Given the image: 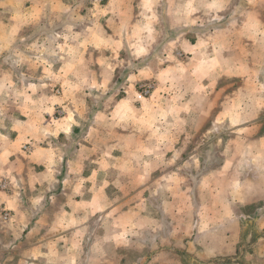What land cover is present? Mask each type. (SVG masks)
I'll use <instances>...</instances> for the list:
<instances>
[{"label":"rangeland","instance_id":"obj_1","mask_svg":"<svg viewBox=\"0 0 264 264\" xmlns=\"http://www.w3.org/2000/svg\"><path fill=\"white\" fill-rule=\"evenodd\" d=\"M40 1L47 10L38 22L30 13L33 21L20 26L23 14L14 11L11 32L0 27V264H187L192 221L210 220L218 196L247 194L230 191L215 168L251 129L243 124L248 103L264 93L252 85L264 76L246 67L263 69L264 51L256 46V58L245 60L238 35V59L229 61L182 42L203 43L218 22L244 17L250 0L231 10L228 0ZM109 3L123 7L115 15L125 38L104 59L69 40L87 38L99 4ZM258 5L264 11V0ZM89 195L92 209L79 208L62 259L54 238L70 230L69 200ZM108 231H123L122 251L108 247ZM225 239L228 247L234 237ZM245 245L215 264H264V244Z\"/></svg>","mask_w":264,"mask_h":264},{"label":"crops","instance_id":"obj_2","mask_svg":"<svg viewBox=\"0 0 264 264\" xmlns=\"http://www.w3.org/2000/svg\"><path fill=\"white\" fill-rule=\"evenodd\" d=\"M228 1L230 5L229 9L231 10V7L236 4V0H233V3H231V0ZM16 2L18 1L3 0L0 3V16L5 20L4 22H0V27L8 28L10 32L12 26L9 22L7 23V19L10 20L14 11L23 14L20 26H26V24H28L27 20L33 21V15L29 17L30 13L36 14L38 22L39 16H42V13L47 10L45 3L40 0H36L34 3L28 5H26L28 0H19L21 5V7H18L19 9L14 7ZM259 2L260 0H250L248 2V8L245 10L244 17L241 16L232 21L218 22V26L216 25V29L210 35L202 34L204 38L203 43L198 42L194 45L186 39H183V47L187 50H191L190 52H197L199 55L209 52L206 58L215 57L229 61L236 60L238 59L236 55V39L239 35L242 38L241 42L245 44V52H248L247 55H245V60L256 58L257 51L253 50L256 46H260L264 51V16L261 14V12L264 11L262 8L258 7ZM70 7H72V5H70ZM99 10L101 16L90 26L91 28L88 30L89 33L87 34V38L79 41V36H74L69 42L75 43L76 45L81 44L83 49L85 47V51H93L96 55L104 54V59H106L105 57L107 54L114 56L115 53L117 54L119 52V44L123 43L125 38L119 35V31L123 28V26L119 25L122 20L115 15V13L123 10V7L120 10L117 4H99ZM89 11L91 10L89 9ZM9 40V38L4 40V43L9 42ZM10 44L11 42H9L8 45ZM87 45H90L92 48L89 49ZM250 65L246 67L247 74H250L252 77L264 76V68L255 69ZM228 67H230V63ZM220 72L221 70L219 69L214 71L213 76L220 75ZM230 73L232 76L236 75V71L234 70H230ZM259 87L264 88V85H252L254 89H258ZM256 92V95L253 96L247 106L252 109L250 119L243 123L246 127L251 129H246V133H239V139L242 141L240 146L229 149L226 157L222 160V164L215 168L219 176L221 172H226L228 178L225 179L228 180V188L230 191L232 188H237L238 190L243 188L247 194H244L245 198L243 199L239 197L240 195L237 194L238 192L233 193L232 191L229 192L227 197L222 198V196H218L216 197L217 201H213L212 207L209 209L212 214L210 220L192 221L193 228L191 234L196 238L194 244H188V252L194 255L190 256L186 253L188 257H191V261H187V264H189V262L190 264H215L221 257L227 256L231 258L236 255L237 250L246 247L245 244H250L248 247L249 249L264 244V124L261 123L260 120V113L264 109V93H260V90ZM136 150H138L136 154H141L140 147ZM220 154L223 155L222 152ZM217 179H219V177H217ZM249 191L252 192L250 196H248ZM69 201L72 209L68 213H65L64 218L66 217L70 221L71 226L67 228L70 230L56 231L61 232L58 235L63 236H61V238H54L58 245H60L62 259L65 260L68 259V253L72 248L70 235H73L75 232L73 231L75 228L74 226L79 224L78 222L73 224L72 220H79L78 217L84 215V211H79V208H88L87 210L84 209L86 213L88 210L91 211L94 198L89 195L88 197L84 196L79 202H72L71 199ZM195 201L196 198H194V202ZM243 208L245 210L242 211ZM116 227L121 228L119 224L118 226L116 225ZM168 230L172 231V228ZM145 231L147 230L145 229ZM108 232L113 235L110 238L108 247L114 252L122 251L118 246H120L122 242L119 237H123V231ZM133 233L134 235H140L141 228L139 227V231H133ZM225 236L230 237V239L234 237V239L229 242L230 245H228V247L225 243ZM242 237L245 238L247 243L244 241L245 244L239 246ZM253 237H256L254 238L255 240ZM43 242L44 245H42L41 248H46L45 240ZM133 244H135V240H133ZM105 249L106 245H104V251ZM226 251L229 252L227 253ZM207 260L211 261L206 262ZM105 262L106 261H104V263ZM141 262L143 261L138 258L134 264H144V262ZM263 262L264 261H261V263Z\"/></svg>","mask_w":264,"mask_h":264}]
</instances>
